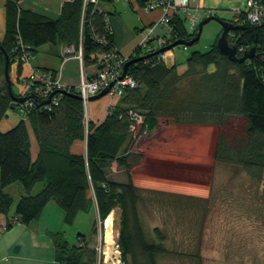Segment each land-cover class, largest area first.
Here are the masks:
<instances>
[{
    "label": "trees",
    "instance_id": "obj_1",
    "mask_svg": "<svg viewBox=\"0 0 264 264\" xmlns=\"http://www.w3.org/2000/svg\"><path fill=\"white\" fill-rule=\"evenodd\" d=\"M23 1L7 0L5 5L6 32L0 45L10 57V75L17 63L20 78L27 63L21 58L26 53L32 58L46 45L55 56H61L59 51L65 46H74L77 50L81 46L84 66L99 64V69L101 58L115 50L114 36L107 23L113 13L101 8L103 3L114 1L98 6L89 4L83 11V0H61V14L56 19L22 9L19 4ZM172 24L175 41L191 40L196 33L188 32L181 15ZM239 27L232 42H237L238 48H254L264 57V20L258 26L246 21ZM140 57L143 54L136 49L126 63ZM263 57L236 63L219 52L216 41L208 51L194 52L186 70L180 73L178 66L169 67L157 61L158 56L153 53L128 67L127 75L137 86L123 92L103 122L94 123L85 119V107L75 87L68 88L69 94L49 111L42 106L41 99L31 108L13 102L5 79V54L0 48V124L8 118L10 109L20 108L23 113V120L16 126L0 131V217L8 218L6 229L16 222L31 225L51 202L62 210L64 224L72 226L80 213L90 211L96 203L103 220L113 210L121 213L118 244L126 264H160L161 258L170 253L159 229L154 230L156 238L148 237L141 210L147 201L130 173L139 162L138 156L130 154L133 126L139 120L143 121V129L149 131L159 128L163 122L217 126L215 160L242 166L260 178L264 171ZM36 69L57 74L54 70ZM12 85L15 92L13 81ZM236 119L245 120L244 134L229 127L228 123ZM28 126L39 147L36 160L31 154ZM85 140L86 155L74 154L73 144ZM114 163L125 169L126 183L110 178ZM17 183L22 184L23 194L16 203L7 191ZM38 185L42 188L34 193ZM13 207L14 216L9 219ZM97 233L95 224L91 238L79 234L78 246H70L64 232L52 233L56 242L55 262L95 264L97 243L94 247L91 244ZM186 256L200 261L189 254Z\"/></svg>",
    "mask_w": 264,
    "mask_h": 264
},
{
    "label": "rangeland",
    "instance_id": "obj_2",
    "mask_svg": "<svg viewBox=\"0 0 264 264\" xmlns=\"http://www.w3.org/2000/svg\"><path fill=\"white\" fill-rule=\"evenodd\" d=\"M246 4L247 0H191L192 8L200 9L201 21L208 17L204 12L207 10L222 19L233 20L234 9L245 12ZM102 5H107L112 10L110 12L128 9L132 13L124 1ZM129 17L134 19L133 15ZM221 31L218 22L208 23L194 46H178L169 51L168 66L176 65L183 73L191 55L197 51H208ZM136 48L137 45L133 46L126 56L132 55ZM72 57L79 62L75 56ZM59 61L57 57L47 56L41 48L35 53L32 64L49 67ZM23 85L25 87V83ZM14 89L19 91L16 84ZM24 91L27 92L26 89ZM21 120V109H10L8 118L0 124V130L8 131ZM228 125L238 134L245 133L244 119L230 121ZM143 127L144 124L139 123L132 130L130 154L138 156L140 163L130 173L132 177L137 176L135 182L147 201L141 206L144 229L150 239L157 237L154 230L159 229L163 244L170 253L161 258L160 264H264V171L260 178H256L242 166L217 162L213 158L219 135L217 126L163 122L154 131ZM109 174L116 182H127L125 169L116 164ZM41 187L38 185L34 193ZM8 191L18 200L23 193L22 184H14ZM93 206L90 211L80 213L72 226L59 219V215H63L62 210L59 209L60 214H48L54 219V228L64 232L70 246L79 245V234L91 238L95 224L98 233L91 247L99 242L101 233L106 244L103 235L105 224L100 223L105 219L99 217L96 203ZM120 214L113 210L108 215V228L112 232L108 231L117 241L121 228ZM107 246L109 250L105 251L109 252L110 259L119 256L111 244ZM187 254L200 261L191 260Z\"/></svg>",
    "mask_w": 264,
    "mask_h": 264
},
{
    "label": "built area",
    "instance_id": "obj_3",
    "mask_svg": "<svg viewBox=\"0 0 264 264\" xmlns=\"http://www.w3.org/2000/svg\"><path fill=\"white\" fill-rule=\"evenodd\" d=\"M106 1H126L137 14H157V18L152 23L144 27L139 34V41L136 49L140 50L143 56L152 55L158 50L163 49L175 42V27L172 24V21L177 17V15H181L185 19L187 30L190 33L197 32L198 25L201 21L199 18L200 9L192 8L191 0H83V11L86 10L89 4L98 6L100 3ZM204 12L206 16L214 15V13L210 10ZM233 12L235 17L230 21L235 25L241 26L246 21L253 25H261L264 20V1L247 0L245 12H241L239 9H234ZM242 15L244 16V19H242ZM235 37V32H230L231 43H235L232 42ZM99 40L100 39H98V41ZM100 43H104V41L101 40ZM246 51L247 50L244 47H241L238 48L237 54L238 56L239 53L243 55ZM168 54L169 51L156 54L158 56L157 61L168 65ZM61 56L63 61H67L72 56H75L79 60L81 70H83L84 57L81 46L79 47V50H77L74 46H65L61 50ZM30 58V54L26 53L21 59L23 62L28 63ZM129 58L130 56L119 54L115 48V50L109 52L101 58V68L93 78H87L82 71L81 81L75 87V89L77 90L79 96H81L85 109H88L87 106L90 104L89 99L91 97L100 94L103 90L110 87L112 83L114 84L107 95L112 99L120 98L127 88H135L137 86L136 81L128 75H126L123 79H120L126 62L129 60ZM247 61L251 60L249 59ZM57 74L54 75V73L51 71H39L37 69H33L30 72L29 76L24 79L25 85L27 86L26 90L29 92V98L24 103L26 108L33 107L34 104L40 99L42 102L49 99L51 94L54 92L67 91L68 88H72L65 86ZM63 96V94H56L52 97L50 104L42 106H44L45 109L49 111L51 110V107H55L60 104ZM87 120L89 121L88 118ZM142 122V120H139L137 123L141 124ZM134 128L136 127L133 126V129ZM109 220L110 217L108 216L104 221L100 222H104L105 224L106 231L103 235L106 244L101 238V233L99 242L95 247L98 257L95 264H126L123 260L122 251L118 241L117 239H113V236L110 233L112 231L108 228ZM107 244H111L113 249H115L116 254H119V256H117L115 259H110L111 257L109 252L107 254L105 251L106 249L109 250Z\"/></svg>",
    "mask_w": 264,
    "mask_h": 264
},
{
    "label": "crops",
    "instance_id": "obj_4",
    "mask_svg": "<svg viewBox=\"0 0 264 264\" xmlns=\"http://www.w3.org/2000/svg\"><path fill=\"white\" fill-rule=\"evenodd\" d=\"M6 1L7 0H0V41L3 40L6 32ZM121 2L122 1H118V4ZM35 3H38V5ZM62 5L63 2L61 0H25L19 4L22 9L38 12L53 19H56L60 16ZM101 8L105 9L106 11L108 10L109 12L111 10L107 7V5H101ZM130 10L132 13H130L128 9L115 10L114 12H111L113 14L107 18L108 27L114 36L115 47L120 54L125 56L129 54L133 46L138 44V32L157 18V14H135L131 8ZM129 15H133L134 19H131ZM42 49L47 56L57 57L60 60L59 63L49 67L38 66L35 64L34 66L32 64V60L35 58V55H33L31 61L23 65V73L20 78H22V80L25 79L30 74V72L37 67L41 69L45 68L48 70L57 71L61 82L65 86L76 87L81 81L82 73V71L80 72L81 67L79 62L73 57L69 58L67 61H63V58L60 55H52V49L48 45L42 47ZM60 52L61 50L59 53ZM98 71L99 64L84 66L83 68V74L87 78H93L98 73ZM12 72L13 82L19 87V91H15L14 94L16 93V96L23 97V94L25 93L24 88H26V85L24 87L22 82L19 81L20 78L17 73V63L13 65ZM117 102V99H112L109 96H106L99 101H92L89 104V109L86 111V117L94 123H101L107 117L110 108L115 106ZM28 130L31 141L32 158L33 160H36L39 155V147L30 126H28ZM71 150L76 155L85 156L87 153L86 140L75 142ZM139 163L140 158L139 162H137L131 168V170H136V167ZM132 179L134 184L137 186L135 182L137 176L132 177ZM22 194L23 193H21V196ZM18 200H15L16 203ZM14 212L15 207H13L9 219L14 216ZM45 213L46 215H44ZM48 214H60L59 208L54 202H51L45 208L41 217L29 226L20 222H16L13 223L10 229H6L8 218L5 216L0 217V264L56 263V242H54L52 233L58 232L59 230L54 228V219L50 218V215ZM63 218L64 215H59V219H61V221H63Z\"/></svg>",
    "mask_w": 264,
    "mask_h": 264
},
{
    "label": "water",
    "instance_id": "obj_5",
    "mask_svg": "<svg viewBox=\"0 0 264 264\" xmlns=\"http://www.w3.org/2000/svg\"><path fill=\"white\" fill-rule=\"evenodd\" d=\"M212 21L218 22L222 27L221 34L217 40V48H218L220 53L227 55L232 61H234L236 63H244L247 60L252 59L254 57H257V58L263 57L261 54H257L256 49H254V48L247 50L242 56L239 57L237 54L238 53V43L237 42L231 43L230 32H235L240 27L238 25L233 24L229 20L222 19V18L217 17L215 15L208 16L204 20L200 21V23L198 25L197 32L195 33L194 37L191 40H177L174 43H172L171 45H169L163 49L158 50L155 54H160L163 52L170 51L171 49L178 47V46H184V47L194 46L197 42H199V40L202 36V33H203L204 26L207 25L208 23L212 22ZM0 48L3 50V52L5 54V79H6V82L8 84V90H9L10 96H11L13 102H15L17 104H24L28 100L29 97H21V96H16L14 94L13 85H12V81H11V77H10V57L1 45H0ZM149 57H151V55L136 58V59H133V60L129 61L128 63H126L120 79H123L127 75L128 67L131 64L139 62V61H143ZM263 62H264V60H263ZM113 84L114 83H112L110 85V87H108L107 89L103 90L100 94L91 97L89 99L90 102L106 97L108 95L111 87L113 86ZM56 94L67 95L69 93L66 90L54 92L53 94H51L49 99L43 101L42 105L50 104L52 97ZM77 97L80 100H82L81 96L78 95Z\"/></svg>",
    "mask_w": 264,
    "mask_h": 264
}]
</instances>
